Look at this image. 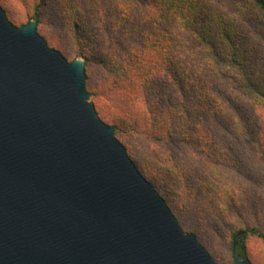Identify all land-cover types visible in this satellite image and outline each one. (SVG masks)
<instances>
[{"label": "water", "instance_id": "95a60500", "mask_svg": "<svg viewBox=\"0 0 264 264\" xmlns=\"http://www.w3.org/2000/svg\"><path fill=\"white\" fill-rule=\"evenodd\" d=\"M85 80L82 59L0 6V264H217L98 117Z\"/></svg>", "mask_w": 264, "mask_h": 264}, {"label": "trees", "instance_id": "16d2710c", "mask_svg": "<svg viewBox=\"0 0 264 264\" xmlns=\"http://www.w3.org/2000/svg\"><path fill=\"white\" fill-rule=\"evenodd\" d=\"M85 1L98 13L107 1L118 13L113 21L121 24H105L103 48L83 61L85 72L94 62L103 73L99 98L117 94L113 102L122 115L110 124L114 133L126 124L133 134L148 138L150 160L129 154L121 142L140 173L159 194L160 175L190 190L185 181L194 165L189 169L174 150L183 143L191 151L181 154L206 174L198 192L205 188L212 204L233 195L232 185L211 181V173H218L211 159L218 150L216 129L228 131L239 122L245 129L251 124L264 128L263 119L254 118L264 111V52L255 44L258 33L250 29L260 33L258 27L264 28V0H231L230 6L223 0ZM33 19L38 27L40 14ZM153 169L162 173L155 175ZM257 234L264 242L263 233ZM245 237L244 230L233 233L234 255H245L240 249Z\"/></svg>", "mask_w": 264, "mask_h": 264}, {"label": "rangeland", "instance_id": "374dc122", "mask_svg": "<svg viewBox=\"0 0 264 264\" xmlns=\"http://www.w3.org/2000/svg\"><path fill=\"white\" fill-rule=\"evenodd\" d=\"M230 1L223 0V4L230 6ZM62 3L64 6H61ZM0 6L15 26L34 20L33 16L39 13L41 22L37 32L49 47L58 50L67 61L84 60L85 55H98V49L103 48L101 39L107 37L105 24L116 23L113 19L118 17L114 4L110 5L107 1H103V10L99 13L85 0H46L44 4L40 0H0ZM258 28L261 29L260 33L255 27L250 29L258 33L255 44L262 53L264 28ZM120 49L117 51H122ZM102 77L99 66L89 62L85 80L89 101L93 102L98 117L110 125L122 114L113 102L117 94L107 92L104 93L106 99L99 98L98 93H103V85L100 84ZM254 118L264 121V111L258 110ZM121 126L122 130L114 135L125 144L129 154L153 159L148 149V138L133 134L126 124ZM215 139L218 150L211 160L217 163L218 173H211V181L224 187L232 185L233 195H226L212 204V200L207 199L205 188L198 192L199 183L204 179L201 175L206 174L200 172L197 162L181 154L182 149L191 151L183 143L178 145L179 149L174 147V150L189 169L194 165L191 178L185 181L190 190L186 191L183 183L165 182L161 175L155 183L182 230L193 233L217 264H234L231 240L233 233L238 230L246 232L240 249L245 252L250 263L264 264V242L257 234L261 232L264 235V128L251 124L245 129L239 122L236 127H229L228 131L216 129ZM153 171L155 175L162 173L157 169ZM212 205L214 211H211Z\"/></svg>", "mask_w": 264, "mask_h": 264}]
</instances>
